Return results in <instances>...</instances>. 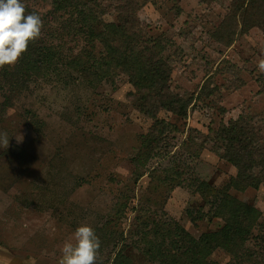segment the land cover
Masks as SVG:
<instances>
[{"label": "rangeland", "instance_id": "1", "mask_svg": "<svg viewBox=\"0 0 264 264\" xmlns=\"http://www.w3.org/2000/svg\"><path fill=\"white\" fill-rule=\"evenodd\" d=\"M138 2L143 33L166 46L171 91L197 96L205 90L184 119L158 113L181 132L168 137L167 154L152 156L136 180L140 136L154 121L138 111L128 77L118 73L96 82L69 68L66 60L74 55L99 57L101 45L69 34L63 23L68 15L56 12L52 0H23L26 14L36 12L43 21L35 42L59 47L64 62L46 76L30 75V81L15 75L19 62L0 69V257L59 264L64 243H74L76 228L89 225L101 241V264H111L115 244L119 248L123 240L135 264H159L150 261L148 246L133 236L140 211L176 223L197 239L224 225L219 218L192 220L211 208L196 192L194 180L223 189L237 170L221 158L216 131L241 115L264 122V73L257 67L264 58V32L258 27L236 32L229 45L213 39L234 0ZM117 5L99 2L97 33L102 24L117 22ZM231 194L260 211V228L238 257L217 249L209 260L264 264V187ZM103 226L113 232L109 240L108 233L99 231ZM160 244L157 240L153 246L160 249Z\"/></svg>", "mask_w": 264, "mask_h": 264}, {"label": "trees", "instance_id": "2", "mask_svg": "<svg viewBox=\"0 0 264 264\" xmlns=\"http://www.w3.org/2000/svg\"><path fill=\"white\" fill-rule=\"evenodd\" d=\"M56 12L68 15L64 28L74 37H83L86 42H98L103 51L99 57L80 53L67 59L66 65L80 71L86 78L96 82L111 80L115 75L124 74L134 87L135 105L138 111L154 121L148 133L140 136V151L134 163L133 175L136 180L142 177L141 168L152 157L167 154L168 137L180 133V129L166 120L158 118L160 111H167L177 118L184 119L195 101L200 100L205 89L195 96L180 95L170 89L172 68L165 56L166 46L162 40L147 38L138 19V0L116 1L117 22L104 23L103 30L97 33L94 25L98 21L97 7L104 0H52ZM69 11V12H68ZM103 12H100L102 14ZM258 27L264 32V0H234L230 13L212 37L215 41L229 45L236 35L245 34ZM59 47L46 46L40 42L30 43L27 52L19 60L15 75L46 76L54 72L58 64L64 62ZM222 144L221 158L237 170L236 176L221 190L209 183L196 179V192L211 208L207 214L193 218V221L221 219L224 225L215 232H205L197 239L183 227L172 222L156 221L145 217L143 211L137 216L133 236L148 246L145 255L150 261L159 264H218L209 260L217 249H223L236 258L254 231L260 228L261 213L255 207L242 202L231 194V190L244 192L249 188L258 190L264 187V122L256 116L241 115L238 119L222 124L215 133ZM167 172V170L165 171ZM178 175L168 170L167 175ZM167 179V177H165ZM103 226L100 233L113 232ZM106 235V234H104ZM122 237V235H120ZM160 240V249L153 243ZM115 244L117 248L111 264H135L125 254L126 241Z\"/></svg>", "mask_w": 264, "mask_h": 264}, {"label": "clouds", "instance_id": "3", "mask_svg": "<svg viewBox=\"0 0 264 264\" xmlns=\"http://www.w3.org/2000/svg\"><path fill=\"white\" fill-rule=\"evenodd\" d=\"M42 28L41 16L36 12L26 14L23 0H0V69L15 67L30 43L41 37ZM257 67L264 73V58L258 60ZM4 146H8L7 139ZM74 241L64 243L59 264H101V241L91 226L77 227Z\"/></svg>", "mask_w": 264, "mask_h": 264}, {"label": "crops", "instance_id": "4", "mask_svg": "<svg viewBox=\"0 0 264 264\" xmlns=\"http://www.w3.org/2000/svg\"><path fill=\"white\" fill-rule=\"evenodd\" d=\"M0 264H42V260L40 259L28 260V258L25 256L13 257L12 255L5 254L3 257H0Z\"/></svg>", "mask_w": 264, "mask_h": 264}]
</instances>
